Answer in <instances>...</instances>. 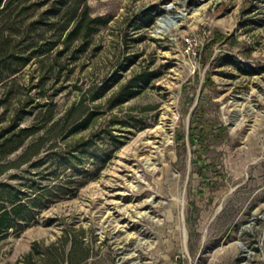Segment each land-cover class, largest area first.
Listing matches in <instances>:
<instances>
[{
    "label": "rangeland",
    "instance_id": "rangeland-1",
    "mask_svg": "<svg viewBox=\"0 0 264 264\" xmlns=\"http://www.w3.org/2000/svg\"><path fill=\"white\" fill-rule=\"evenodd\" d=\"M57 1L19 0L13 45L20 63L38 55L0 84V135L32 133L0 160V206L19 212L0 264L66 232H83L93 264H264V0H88L106 23L41 54L60 36ZM187 36L206 42L196 59ZM162 126L153 172L131 146Z\"/></svg>",
    "mask_w": 264,
    "mask_h": 264
},
{
    "label": "trees",
    "instance_id": "trees-1",
    "mask_svg": "<svg viewBox=\"0 0 264 264\" xmlns=\"http://www.w3.org/2000/svg\"><path fill=\"white\" fill-rule=\"evenodd\" d=\"M19 9V0H0V84L15 79L20 70L38 55V52H32L27 56H23L20 63V52L13 45L15 36L20 32L18 28ZM51 13H55V17L59 18L62 23L61 32L59 39L49 44L48 50L43 51L41 54L53 50L63 37H65L64 41L66 43L71 44L81 38L92 36L97 31L96 27L91 26L94 22L106 23L102 19L91 16L88 0H58ZM222 39V36L218 35L208 45L211 52L210 57L213 55L214 45ZM149 81L150 77L144 74L135 78L134 84H147ZM207 82H212L211 78L208 77ZM130 97V95H127L119 98L117 103H123ZM31 134V130L18 129L17 126H11L3 132L0 135V160L19 150L25 139ZM31 197L28 192L20 190V198H12L9 202L15 208L16 203L20 201V208H24L20 210L21 215L26 211L27 200ZM14 211L16 214L19 213L16 209L10 210L6 206H0V234L12 227V223L7 219L12 216ZM82 235L83 232L73 237L66 232L57 242H53L48 246L40 241L34 242L31 251L22 261L24 264H93L91 260L95 256V250L86 243Z\"/></svg>",
    "mask_w": 264,
    "mask_h": 264
},
{
    "label": "bare ground",
    "instance_id": "bare-ground-1",
    "mask_svg": "<svg viewBox=\"0 0 264 264\" xmlns=\"http://www.w3.org/2000/svg\"><path fill=\"white\" fill-rule=\"evenodd\" d=\"M173 8V4L169 5V9ZM185 15V13H184ZM180 21V20H179ZM178 26V22L174 17L166 16L161 19L158 23V33L164 34L174 30ZM167 139V132L162 127L154 129L152 131H146L142 133L132 144L133 153L141 157V160L147 166L148 170L157 172L159 166L157 160L163 151V146ZM123 154H130V152H125ZM143 155V156H142ZM150 203V200L144 201L143 205ZM141 215H148V212H140ZM118 228V226H117ZM116 228V230H117Z\"/></svg>",
    "mask_w": 264,
    "mask_h": 264
},
{
    "label": "built area",
    "instance_id": "built-area-1",
    "mask_svg": "<svg viewBox=\"0 0 264 264\" xmlns=\"http://www.w3.org/2000/svg\"><path fill=\"white\" fill-rule=\"evenodd\" d=\"M205 41L198 36H187L184 40L187 53L193 57L198 58L205 47Z\"/></svg>",
    "mask_w": 264,
    "mask_h": 264
},
{
    "label": "water",
    "instance_id": "water-1",
    "mask_svg": "<svg viewBox=\"0 0 264 264\" xmlns=\"http://www.w3.org/2000/svg\"><path fill=\"white\" fill-rule=\"evenodd\" d=\"M172 17H174V19H175L176 21H179V20H181V19L184 17V13H182L181 15L172 16Z\"/></svg>",
    "mask_w": 264,
    "mask_h": 264
}]
</instances>
